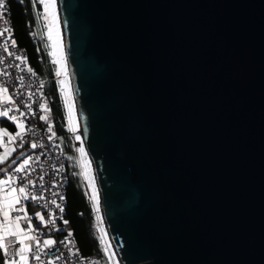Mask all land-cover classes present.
<instances>
[{"label":"water","instance_id":"water-1","mask_svg":"<svg viewBox=\"0 0 264 264\" xmlns=\"http://www.w3.org/2000/svg\"><path fill=\"white\" fill-rule=\"evenodd\" d=\"M56 10L114 264H264V0Z\"/></svg>","mask_w":264,"mask_h":264},{"label":"built area","instance_id":"built-area-1","mask_svg":"<svg viewBox=\"0 0 264 264\" xmlns=\"http://www.w3.org/2000/svg\"><path fill=\"white\" fill-rule=\"evenodd\" d=\"M8 4L9 0H5L4 9H0V11L3 12V16L0 18V31L4 28H8L11 33V38L15 39ZM6 38L7 34L5 37H0V86L8 88V94L12 97V101L7 104L0 102V108L6 106L15 109L19 106L20 111L26 113H28V107L32 109L31 113H28L25 118H22L25 120V127L31 130L24 133L23 141L30 143L35 142L38 145L37 148L27 153V156L30 155L33 157L31 168L34 169L29 175V179L34 181V186H31L29 190L33 194L38 196L42 194L44 196L43 200L35 202L28 200L23 201V204L25 207L31 204L35 208L32 213L28 214L33 216L32 223L39 226L36 235L41 241L43 239L52 238L57 242L54 246L45 249L44 253L41 254V259L44 261V264H48L49 260H52L53 264H101L97 256L86 255L79 250L74 234L70 238L74 241V244L69 245V247L73 249V252L69 253L68 249L60 243L67 236L69 231L72 232L71 228L67 227L64 223V221H66L64 213L66 186L68 184L67 153L56 140V136H53L51 140L48 139V137L52 135V132H54L52 125L50 123L40 124L38 121V115L41 109L39 105L41 103L45 104V92L43 90L42 78L30 65L26 49L23 45L16 41V47L13 48L9 44V52H11L12 55L4 51L3 44ZM16 56H21L22 59L16 60ZM29 68L32 69L31 72L28 71ZM60 92L62 91L60 90ZM62 97L66 100L63 92ZM25 105L28 107H25ZM10 114L18 115L16 112ZM69 123L70 136L75 140V131H72V124L70 121ZM49 125L52 127V132L48 131ZM18 141L20 140L18 139ZM36 157H39V160H37ZM41 177H43L42 181L40 179ZM60 196L64 197L63 201L59 199ZM53 199L64 208L63 213L51 203ZM44 204H48V207L45 208ZM37 211L41 212L46 220L49 214H51L54 223H49L47 226L41 225L33 215ZM100 235L102 234L100 233ZM100 237L101 236H98L99 241ZM13 239L12 237L0 239V245L7 247L8 251L12 252L13 249L11 245ZM24 244L30 245L32 242L24 240ZM76 250L79 251L77 252ZM0 255H2V248H0ZM56 256L60 257L58 261L55 260ZM31 263L39 264V261L31 260Z\"/></svg>","mask_w":264,"mask_h":264},{"label":"snow or ice","instance_id":"snow-or-ice-1","mask_svg":"<svg viewBox=\"0 0 264 264\" xmlns=\"http://www.w3.org/2000/svg\"><path fill=\"white\" fill-rule=\"evenodd\" d=\"M21 3L24 0H20ZM39 3L43 7V12L38 13V15L45 20L47 23L45 27L47 29V36L49 40H52V33L54 29H58L57 18H56V0H33V7L35 8L36 3ZM5 7V0H0V9H4ZM3 12L0 11V18H2ZM7 34V38L3 44L4 51L7 52L9 55H12L9 52V44L11 47H16V40L11 38V33L8 28H4L0 31V37H5ZM59 36V32L57 30V37ZM16 60H21V56H16ZM59 63V61H57ZM18 66V65H17ZM29 72L32 71L31 68L28 69ZM57 76L61 75V70L57 69L56 72ZM60 85L63 88L64 81H59ZM9 90L7 87L0 86V102L7 104L12 101V97L8 94ZM65 106L69 107V112L71 114V108L68 105L67 100H65ZM25 107H28L25 105ZM41 109L48 111L46 105L41 103L39 105ZM18 113L10 114V113ZM32 109L28 107V113H31ZM26 112L20 111L19 106L15 109L10 107H2L0 108V117H6L7 120L13 122L17 131L14 134H10L7 129L0 128V146L4 147V151L0 154V163L6 161L9 156L16 150L15 147H8L5 145V139L7 138V144L11 145L14 144L18 139L20 140V145L23 146V136L26 131H31L25 127V118L27 116ZM40 120L46 121L48 120V116L41 115L39 117ZM76 129L73 128L72 131ZM48 131L52 132V127L49 125ZM55 136V133L52 132V135L48 137L51 140ZM76 140H80V136L75 137ZM31 148H37V143H31ZM81 153V157L84 155V147L78 149ZM21 161L18 162L17 160L12 161V165L9 167L8 170L0 168V173H6L5 178L0 179V232H3V236L0 239H6L8 237H12L13 243L11 245L13 251L9 252L7 247L0 245L2 248V255H0V264H31V260L39 261V264H44V261L41 259V254L44 253L45 249L54 246L57 242L52 238L41 239L36 235L39 230L38 225H34L32 223L33 216H30L25 208L23 201H40L44 199V196L36 195L30 192L29 188L34 186V181L29 179V175L31 171L34 169L31 168V162L33 160L32 156H26L23 152L20 153ZM39 160V157H36ZM19 174V175H18ZM41 181L43 177L40 178ZM93 196L91 199L94 201L93 208L98 211L97 204H96V196H95V187L93 186ZM59 199L63 201L64 197L60 196ZM61 213L64 212V208L61 204L57 203L55 199L51 201ZM44 207L47 208L48 204H44ZM34 218L40 222L41 225L47 226L49 223H54L51 214H49L48 219H45V216L41 214V212L37 211L34 214ZM97 220H99V216H97ZM65 224L68 221H64ZM23 224V226H22ZM102 232L103 229H100ZM73 233L69 231L67 236L64 238L62 243L65 248L68 249V252H73V249L69 247V245L74 244V241L70 238L72 237ZM24 240H29L32 242L30 245H25ZM100 243L103 246V250L106 254H109V247L105 243V239L103 236L100 237ZM77 252L79 250H76ZM111 258V256H110ZM60 259L59 256L55 257V260L58 261ZM48 264H53L52 260H49Z\"/></svg>","mask_w":264,"mask_h":264},{"label":"trees","instance_id":"trees-1","mask_svg":"<svg viewBox=\"0 0 264 264\" xmlns=\"http://www.w3.org/2000/svg\"><path fill=\"white\" fill-rule=\"evenodd\" d=\"M8 6L15 39L25 47L30 65L42 78L48 111L40 109L38 121L40 124L50 123L52 125L56 140L67 153L68 184L64 213L65 220L68 221L66 226L71 228L79 250L83 254L97 256L101 260L104 257L103 246L98 240L99 234L94 214L84 193L78 168L75 163L70 165L69 162L68 152L73 151L72 140L69 128L66 129V112L54 77V64L39 33L37 11L40 4L37 2L34 8L33 0H24L23 3L20 0H9ZM41 115H46L49 119L42 121L39 119ZM29 143L24 142V145L27 146Z\"/></svg>","mask_w":264,"mask_h":264},{"label":"rangeland","instance_id":"rangeland-1","mask_svg":"<svg viewBox=\"0 0 264 264\" xmlns=\"http://www.w3.org/2000/svg\"><path fill=\"white\" fill-rule=\"evenodd\" d=\"M43 12V7L42 5L40 4V7L37 11V14L38 13H42ZM38 20H39V33H40V36L42 37L43 39V42L45 44V47L49 53V56H50V59L51 61L53 62L54 64V77L56 79V82L58 84L57 88L59 89V91L61 90L65 96V99L67 100L68 102V105L70 106L71 105V99H70V96H69V92L67 94L64 93V86L65 84H68V78H67V74H66V64H65V60H64V54H63V46H62V39H61V35L60 37L58 36L57 37V30H59V25H58V29H54L53 30V33H52V40H49L48 39V36H47V29L45 27V24L47 23L45 20H43L39 15H38ZM57 61H59V63H57ZM57 69H60L61 70V75L60 76H57L56 72H57ZM63 80L65 83L63 85V88L62 86L60 85L59 81ZM62 92H60L61 94V97H62ZM67 97V98H66ZM62 100L64 102V109H65V114H66V123H67V126H66V129L67 128H70V123L69 121L71 122L72 126L74 128L75 125H74V113H73V118H72V114H70L69 112V107H66L65 106V100L63 99L62 97ZM44 102L46 103V98L44 100ZM46 105V108H47V103L45 104ZM69 116V119H68V116ZM70 132V131H69ZM77 133V131H75ZM76 136H79V134L77 133ZM71 140H72V153L68 152V156H69V162H70V165L72 163H75L77 168H78V173H79V177H80V180H81V183H82V187L84 189V193L85 195L87 196L89 202H90V205L94 203V201L91 199V191L89 192L88 188H87V185L85 182H87V179L89 178V181L91 183V186L93 188V178L91 177L92 175L90 174V165H89V162L87 160V157H86V150L84 148V155L83 157H81V153L78 152V149H79V146H78V142L79 140H73L72 137H70ZM87 178V179H86ZM92 179V180H91ZM95 185V184H94ZM93 196V195H92ZM92 208V211H93V214H94V218H95V223H96V228H97V232L99 234V236H102L100 235V229H101V225L98 224V220H97V217L94 212V208L91 206ZM96 211V210H95ZM100 213V212H99ZM99 216V215H97ZM102 233V232H101ZM103 253H104V257L101 258L100 260V263L101 264H114L113 262V259L112 257L110 258V254H106L103 250ZM110 253V251H109ZM116 264V263H115Z\"/></svg>","mask_w":264,"mask_h":264},{"label":"crops","instance_id":"crops-1","mask_svg":"<svg viewBox=\"0 0 264 264\" xmlns=\"http://www.w3.org/2000/svg\"><path fill=\"white\" fill-rule=\"evenodd\" d=\"M0 128L7 129V131L10 134H14L16 131L15 125L11 121L7 120L6 117H0ZM4 139H5V145L6 146L15 147V149H16L11 154V156H9V158L6 161H4L3 163H0V168L8 170L9 167L12 165L13 160H17L18 162L21 161V157H20L21 152H23L25 154V157H26L27 153L29 151L33 150V148H31V146H30L31 144L29 142H28L29 144L27 146L24 145V143H23V146L21 147V146H19L20 141H18V140L14 144L8 145L7 144V138H4ZM3 151H4V147L0 146V154H2ZM5 175H6V173H0V179L5 178ZM25 208L27 209L28 213H32L35 210L34 206L31 204H28ZM22 226H23V224H22ZM3 235H4L3 232H0V237H2ZM31 264H33V263H31Z\"/></svg>","mask_w":264,"mask_h":264},{"label":"bare ground","instance_id":"bare-ground-1","mask_svg":"<svg viewBox=\"0 0 264 264\" xmlns=\"http://www.w3.org/2000/svg\"><path fill=\"white\" fill-rule=\"evenodd\" d=\"M56 18H57V24L59 25V19H58V16H57V10H56ZM58 32H59V34L61 35V33H60V25H59V30H58ZM60 35H59V37H60ZM62 39V38H61ZM62 41V40H61ZM62 46H63V42H62ZM63 54H64V49H63ZM64 60H65V58H64ZM66 62V61H65ZM67 65V64H66ZM66 74H67V72H66ZM68 78V77H67ZM69 92V93H68ZM64 93L65 94H69V96H70V91H69V87H68V84H65V86H64ZM67 98V97H66ZM70 99H71V96H70ZM70 108H71V114H72V118H73V113H74V108H73V105H72V102H71V105H70ZM70 116V115H69ZM74 119V118H73ZM74 122V121H73ZM74 125H75V123H74ZM73 127V126H72ZM74 128V127H73ZM76 129V128H75ZM76 131V130H75ZM76 135H77V133L75 132V137H76ZM74 137V138H75ZM81 145L85 148V145H84V143H83V141L80 139L79 140V142H78V146H79V148L81 147ZM79 152V151H78ZM81 155V154H80ZM87 179V178H86ZM92 180V179H91ZM86 183V185H87V188H88V190H89V192L91 193V197H92V195H93V190H92V186H91V183H90V181H89V178L87 179V182H85ZM93 186H94V184H93ZM95 196H96V198H97V193L95 192ZM96 204H97V208H98V211L96 210H94L95 211V213L97 214V215H99V218H100V211H99V206H98V199H96Z\"/></svg>","mask_w":264,"mask_h":264}]
</instances>
